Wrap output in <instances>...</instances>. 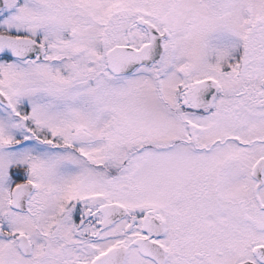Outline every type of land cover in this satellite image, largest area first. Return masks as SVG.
<instances>
[{"label": "snow or ice", "instance_id": "obj_1", "mask_svg": "<svg viewBox=\"0 0 264 264\" xmlns=\"http://www.w3.org/2000/svg\"><path fill=\"white\" fill-rule=\"evenodd\" d=\"M0 264H264V0H0Z\"/></svg>", "mask_w": 264, "mask_h": 264}]
</instances>
